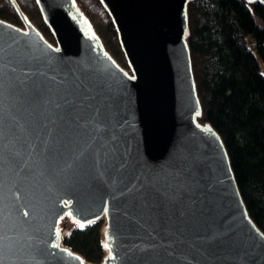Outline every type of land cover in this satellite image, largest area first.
Instances as JSON below:
<instances>
[{
    "label": "water",
    "instance_id": "95a60500",
    "mask_svg": "<svg viewBox=\"0 0 264 264\" xmlns=\"http://www.w3.org/2000/svg\"><path fill=\"white\" fill-rule=\"evenodd\" d=\"M9 1L23 26L0 19V264H264L198 120L188 0H99L128 69L73 0H36L55 43ZM66 216L104 218L101 262L62 244Z\"/></svg>",
    "mask_w": 264,
    "mask_h": 264
},
{
    "label": "trees",
    "instance_id": "16d2710c",
    "mask_svg": "<svg viewBox=\"0 0 264 264\" xmlns=\"http://www.w3.org/2000/svg\"><path fill=\"white\" fill-rule=\"evenodd\" d=\"M0 19L22 27L9 0ZM44 37L55 43L36 0H15ZM106 50L125 69L114 24L99 0H73ZM188 43L202 114L220 136L246 210L264 233V4L260 0H188ZM104 222L59 221L62 244L86 261L99 263Z\"/></svg>",
    "mask_w": 264,
    "mask_h": 264
},
{
    "label": "rangeland",
    "instance_id": "374dc122",
    "mask_svg": "<svg viewBox=\"0 0 264 264\" xmlns=\"http://www.w3.org/2000/svg\"><path fill=\"white\" fill-rule=\"evenodd\" d=\"M0 1L4 2V0H0ZM261 71L264 74V63L263 62H261ZM101 220L104 222V218H102Z\"/></svg>",
    "mask_w": 264,
    "mask_h": 264
},
{
    "label": "built area",
    "instance_id": "2783aa9c",
    "mask_svg": "<svg viewBox=\"0 0 264 264\" xmlns=\"http://www.w3.org/2000/svg\"><path fill=\"white\" fill-rule=\"evenodd\" d=\"M5 2H7V1H4V2L0 1V5H2V4L5 3Z\"/></svg>",
    "mask_w": 264,
    "mask_h": 264
},
{
    "label": "snow or ice",
    "instance_id": "6c2138e0",
    "mask_svg": "<svg viewBox=\"0 0 264 264\" xmlns=\"http://www.w3.org/2000/svg\"><path fill=\"white\" fill-rule=\"evenodd\" d=\"M25 215H27V213H25Z\"/></svg>",
    "mask_w": 264,
    "mask_h": 264
}]
</instances>
